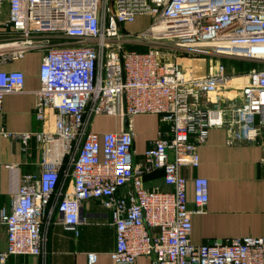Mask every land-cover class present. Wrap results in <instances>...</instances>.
Returning a JSON list of instances; mask_svg holds the SVG:
<instances>
[{"label":"built area","instance_id":"built-area-1","mask_svg":"<svg viewBox=\"0 0 264 264\" xmlns=\"http://www.w3.org/2000/svg\"><path fill=\"white\" fill-rule=\"evenodd\" d=\"M142 15L151 24L139 35L176 49L204 48L217 60L197 77L159 48L127 51L119 27ZM1 36L15 38L0 43V111L4 98L21 93L25 83L22 71L2 67L38 50L33 110L43 129L36 134L39 173L22 176L10 207L0 210L7 240L0 264L10 256H42L54 218L77 235L88 200L111 216L114 264L139 257L152 264H264L263 239L191 241V215L208 203V180H192V211L180 173L198 166V150L220 128L228 145H256L264 164V67L235 78L221 61L264 63V0H0ZM102 115L114 117L119 128L92 132ZM138 115H155L168 129L135 162L132 119ZM51 117L52 130H44ZM0 136L23 144L32 137L1 128ZM159 170L167 189H147L144 176ZM96 258L89 254L87 263Z\"/></svg>","mask_w":264,"mask_h":264},{"label":"crops","instance_id":"crops-1","mask_svg":"<svg viewBox=\"0 0 264 264\" xmlns=\"http://www.w3.org/2000/svg\"><path fill=\"white\" fill-rule=\"evenodd\" d=\"M40 62V51L31 50L23 58L2 67L22 71L25 83L21 93L4 98L0 128L11 133H29L32 137L23 144L20 140L0 136V210L10 207L22 176L40 171L42 147L36 134L41 133L43 126L36 120L33 110L34 92L40 87ZM52 126L51 117L44 130L51 131ZM118 128L114 117L102 115L94 118L90 130L100 134ZM167 129L155 115L133 117L134 161L140 162L158 131ZM227 140L224 129L210 130L207 143L198 150V166L180 169L187 181L186 193L192 211L195 209L192 180L198 177L208 180V203L203 213L191 215V241L195 245L243 237L264 241V164L260 162V149L246 142L228 145ZM64 168H67V161L63 163ZM143 183L147 189H167L160 170L145 175ZM80 212L84 222L78 227L77 235L66 230L60 218H54L47 230L42 256H10L6 264H88L89 254L96 255L94 264H114L109 257L115 248V229L110 214L97 200L83 202ZM6 245V230L0 225V253L5 251ZM134 264H152V261L149 257H139Z\"/></svg>","mask_w":264,"mask_h":264},{"label":"rangeland","instance_id":"rangeland-1","mask_svg":"<svg viewBox=\"0 0 264 264\" xmlns=\"http://www.w3.org/2000/svg\"><path fill=\"white\" fill-rule=\"evenodd\" d=\"M151 24V17L149 16H138L132 23H126L121 25L120 32L123 36V43L127 51H134L142 53L150 48H159L165 58L173 60L179 63L183 67L192 68L194 74L197 77L203 75L212 61L214 63L217 58L212 56L210 51L207 49H176L173 44L165 40L151 39L150 37H144L141 34L142 30L147 28ZM140 32V33H138ZM131 36V37H128ZM11 36H1L0 43L7 42ZM15 38V36L11 37ZM225 66L226 72L231 77H242L251 69H261L264 67V63L261 62H250L236 59H221ZM241 82V79L236 81Z\"/></svg>","mask_w":264,"mask_h":264},{"label":"water","instance_id":"water-1","mask_svg":"<svg viewBox=\"0 0 264 264\" xmlns=\"http://www.w3.org/2000/svg\"><path fill=\"white\" fill-rule=\"evenodd\" d=\"M80 216L82 217V214H81V212H80Z\"/></svg>","mask_w":264,"mask_h":264}]
</instances>
